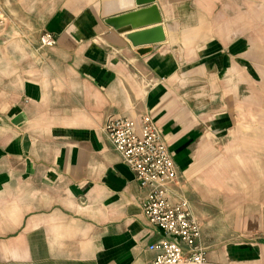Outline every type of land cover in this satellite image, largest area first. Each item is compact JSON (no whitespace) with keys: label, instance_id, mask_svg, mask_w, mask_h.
<instances>
[{"label":"crops","instance_id":"0c3cea01","mask_svg":"<svg viewBox=\"0 0 264 264\" xmlns=\"http://www.w3.org/2000/svg\"><path fill=\"white\" fill-rule=\"evenodd\" d=\"M2 2L0 264H151L164 235L102 132L143 115L207 260L264 264V0H154L164 40L137 47L126 36L153 27L105 24L136 0ZM42 32L54 48L37 50Z\"/></svg>","mask_w":264,"mask_h":264},{"label":"built area","instance_id":"2783aa9c","mask_svg":"<svg viewBox=\"0 0 264 264\" xmlns=\"http://www.w3.org/2000/svg\"><path fill=\"white\" fill-rule=\"evenodd\" d=\"M9 20L0 0V39L9 37L5 31ZM56 44L53 34L42 32L37 50L54 48ZM102 132L144 193L140 199L142 217L164 235L148 248L155 253L151 264H212L207 260V248L200 244V225L176 185L172 154L152 118H107Z\"/></svg>","mask_w":264,"mask_h":264},{"label":"water","instance_id":"95a60500","mask_svg":"<svg viewBox=\"0 0 264 264\" xmlns=\"http://www.w3.org/2000/svg\"><path fill=\"white\" fill-rule=\"evenodd\" d=\"M153 1L154 0H136L139 9L118 17L108 18L105 20V24L118 34L129 33L133 30L143 28L144 26L153 27L144 32L128 34L126 39L134 47L141 45L153 46L159 44L164 40V38L162 28L159 26L161 24L160 14L156 5L153 4ZM146 16L152 18L148 24L141 26L139 23L135 22L137 19L144 18Z\"/></svg>","mask_w":264,"mask_h":264},{"label":"rangeland","instance_id":"374dc122","mask_svg":"<svg viewBox=\"0 0 264 264\" xmlns=\"http://www.w3.org/2000/svg\"><path fill=\"white\" fill-rule=\"evenodd\" d=\"M2 1H3V0H2ZM37 35H38V37H39L40 34H37ZM2 41H3V39H0V42H2Z\"/></svg>","mask_w":264,"mask_h":264}]
</instances>
